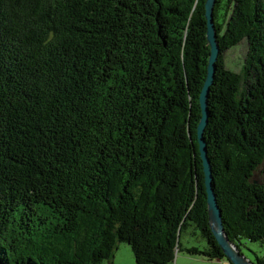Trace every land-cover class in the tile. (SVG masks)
Wrapping results in <instances>:
<instances>
[{"label":"trees","instance_id":"trees-1","mask_svg":"<svg viewBox=\"0 0 264 264\" xmlns=\"http://www.w3.org/2000/svg\"><path fill=\"white\" fill-rule=\"evenodd\" d=\"M205 2L0 0V264H102L122 242L136 264L226 258L197 138ZM214 20L215 192L230 239L264 264V0H217ZM191 230L204 248L183 246Z\"/></svg>","mask_w":264,"mask_h":264},{"label":"water","instance_id":"water-1","mask_svg":"<svg viewBox=\"0 0 264 264\" xmlns=\"http://www.w3.org/2000/svg\"><path fill=\"white\" fill-rule=\"evenodd\" d=\"M217 0H206L205 2V17L207 21V40L210 46V56L207 65V75L200 93L201 119L197 129V138L199 143L200 156L203 161V168L205 174V186L208 201V214L210 228L221 246L226 259L231 264H254V262L232 241L226 232L222 209L220 208L215 192L214 176L212 174V165L208 156L207 145L204 137V132L209 119L208 98L211 86L214 83L217 61L221 53L220 44L218 41V34L214 20V8ZM260 173L264 174V160L259 166L256 177L260 180L253 181L264 184V178L260 177ZM260 177V178H259Z\"/></svg>","mask_w":264,"mask_h":264},{"label":"rangeland","instance_id":"rangeland-1","mask_svg":"<svg viewBox=\"0 0 264 264\" xmlns=\"http://www.w3.org/2000/svg\"><path fill=\"white\" fill-rule=\"evenodd\" d=\"M248 42L243 40L239 45L233 47L232 49L228 50L226 55V62L227 67L234 71H240L241 67L244 63L245 57L248 53ZM260 177L264 178V174L260 173ZM259 177V178H260ZM191 232L184 234L182 237V244L184 247L188 246H198L200 248H204L207 245V240L201 235L199 230H196V233ZM255 247L254 245H251ZM244 254L248 255L249 257H253L254 254L244 248ZM116 257V264H136V260L131 249V246L126 243L122 242L119 244L118 249L115 253ZM102 264H107V261L103 262ZM173 264H231L228 259L224 258L222 261H213L210 259H206L201 255L190 254L186 250H180L177 252L176 258Z\"/></svg>","mask_w":264,"mask_h":264},{"label":"crops","instance_id":"crops-1","mask_svg":"<svg viewBox=\"0 0 264 264\" xmlns=\"http://www.w3.org/2000/svg\"><path fill=\"white\" fill-rule=\"evenodd\" d=\"M116 257L117 256H114V258L111 260V261H107V264H116ZM208 259V258H206ZM214 262L217 261V260H213Z\"/></svg>","mask_w":264,"mask_h":264},{"label":"clouds","instance_id":"clouds-1","mask_svg":"<svg viewBox=\"0 0 264 264\" xmlns=\"http://www.w3.org/2000/svg\"><path fill=\"white\" fill-rule=\"evenodd\" d=\"M217 261H222V260H217Z\"/></svg>","mask_w":264,"mask_h":264}]
</instances>
